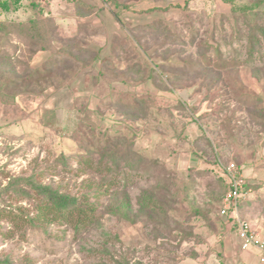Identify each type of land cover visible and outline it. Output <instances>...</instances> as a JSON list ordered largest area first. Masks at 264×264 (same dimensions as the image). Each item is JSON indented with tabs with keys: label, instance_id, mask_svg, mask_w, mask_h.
Instances as JSON below:
<instances>
[{
	"label": "rangeland",
	"instance_id": "obj_1",
	"mask_svg": "<svg viewBox=\"0 0 264 264\" xmlns=\"http://www.w3.org/2000/svg\"><path fill=\"white\" fill-rule=\"evenodd\" d=\"M252 1L40 0L61 37L77 33V41L85 40L102 57L119 51L111 46L115 42L151 66L160 61L154 53L165 50L173 60L180 52L177 61L196 58L199 50L206 51L210 65L226 62L220 79L208 76L202 82L200 77L173 82L169 71L156 79L135 80L107 70L103 77L96 59L58 86L11 87L7 83L14 71L36 68L50 52L29 53L22 38L11 34L4 43L0 33V63L11 73H0V207L18 204L32 210L33 199L17 200L6 188L16 183V189L31 193L25 179L74 195L83 192L84 179L99 182L97 175L76 177L57 163L65 152L76 169L78 147L70 133H78L80 125L93 129L97 140L103 134L132 140L133 149L144 156L143 168L127 188L119 183L113 196L101 192V218L95 226L79 235L54 226L45 232L27 229L23 238L0 235V261L115 264L125 258L131 264H247L255 249L240 250L234 219L218 208L227 178L224 168L233 162L245 185L238 215L264 237V47L247 57L249 30L244 25L251 18L264 25V13L260 20L254 12L237 19L231 11L233 4ZM256 10L264 12V2ZM31 16L27 0L17 9L0 6V20ZM156 21L167 24L170 38H153L144 29ZM203 41L213 48L205 50ZM133 95L147 101L146 118L131 120L114 102ZM145 190L154 192L163 215L154 218L140 207Z\"/></svg>",
	"mask_w": 264,
	"mask_h": 264
},
{
	"label": "trees",
	"instance_id": "obj_2",
	"mask_svg": "<svg viewBox=\"0 0 264 264\" xmlns=\"http://www.w3.org/2000/svg\"><path fill=\"white\" fill-rule=\"evenodd\" d=\"M27 1L29 9L32 12L31 17L18 21L0 20L1 42L6 43L7 37L15 34L19 38H22L29 53L44 50L49 51L50 55L36 68L26 66L20 71H14L12 75L13 79L7 83L8 86L21 87L26 90L29 87L35 88L36 85H41L38 84L39 82L58 86V83L61 84L62 81L71 78L77 70L96 59L102 64L103 68H100L98 74L103 77L106 76V70L107 73L115 75L121 72L122 76H130V79L135 80L142 78L156 79L157 75L161 77L162 72L165 71L171 73L168 78L173 82H181L188 79L190 81L197 77H200L202 82L208 76L217 79L222 77L220 69L225 68L226 62L218 63L217 66L210 65L211 62L204 54L205 50L212 49L213 45L207 44L205 41L201 42V44L205 45V52L202 51V53L198 50L196 58L185 57L180 59L181 61H177L180 52L178 55H175L176 57L173 60L168 56L166 50L161 54L155 52L158 49V47H155L152 52L160 56V61L159 63H154V66L143 63L136 56H129L126 49H124L125 52L121 50L123 43L115 44L114 42L111 46L115 50L118 48L119 51H110L108 55L102 57L99 52H95L87 47L85 40L77 41V33L69 37H61L49 10L44 8L40 0ZM20 2L21 0H0V6L5 10L10 9V7L17 9ZM78 2L80 3V1ZM262 2L264 0H254L249 4L242 5L233 4L231 11L237 19H239V16L243 19L251 17L252 12H254L260 20L264 12L260 13L256 8ZM165 8L166 6L153 7L155 10H163ZM244 23L247 30H249L246 39L249 49L247 57L250 58L253 52L258 53L264 47V25L252 22V18L250 22L246 20ZM147 27L149 29L146 31L150 30L153 38L161 36L164 39L170 38V31L164 22L156 21L151 25L145 26L144 29ZM55 44H60V47H54ZM147 46L146 44L144 48L146 49ZM214 48L219 56V50L216 47ZM233 57L235 55H232L231 58ZM121 63H124L123 68H121ZM4 72V65L0 63V73L4 74ZM7 75L10 76L11 73ZM58 79H60V82ZM114 102L116 105H120V109L131 120L144 119L149 112L147 101L134 95L133 97H127L125 101L117 98ZM92 130L88 126H85L83 129L80 125L78 133H70L71 139L78 147V150L73 154L78 157L75 161L77 163L75 170L70 166L68 153L61 152L56 160L66 173L82 177L90 172L92 175L99 177V182L94 183L91 179H84L81 186L83 192L79 195L70 194L49 184H36L37 182L26 179L25 183L30 187L31 193L24 189H16V183L8 185L9 187L6 188L8 190L11 189L12 194L14 192L17 200L26 197L33 199L34 203L32 210L18 204L10 207H0V235L2 237L12 239L16 235L23 238L27 229L39 228L45 232L50 226L56 228L62 227L63 232L67 230L66 228H69L74 235H79L99 222L101 213L98 210L101 207L99 199L102 194L101 192L109 193L110 196H113L118 189L116 185L119 183H121V187L127 188L129 186L127 182L143 168L144 156L140 151L133 149L132 140L126 141L121 135L111 138L107 134H103L97 140ZM95 154L98 156L97 158H95ZM224 180L222 197L229 186L228 179L225 178ZM102 185L106 186L104 191H100ZM244 188L245 185L243 183ZM144 192L148 193L146 195L147 198L146 200L139 199L138 204L141 205L140 207L146 209L151 216L163 215L164 210L162 207H159L158 202L155 200L154 192L148 190ZM219 210L218 208V212ZM156 216L153 217L156 218ZM153 221L157 222L158 225H162L163 222L160 219H154ZM4 224H6V228H4ZM5 263L6 261H0V264ZM115 264L131 263L129 260L122 258L121 261L115 260Z\"/></svg>",
	"mask_w": 264,
	"mask_h": 264
},
{
	"label": "built area",
	"instance_id": "obj_3",
	"mask_svg": "<svg viewBox=\"0 0 264 264\" xmlns=\"http://www.w3.org/2000/svg\"><path fill=\"white\" fill-rule=\"evenodd\" d=\"M229 186L221 199L220 214L231 217L236 223V237L240 250L256 249L259 264H264V237L250 223L238 215V206L243 195V179L235 163L230 162L224 168Z\"/></svg>",
	"mask_w": 264,
	"mask_h": 264
},
{
	"label": "crops",
	"instance_id": "obj_4",
	"mask_svg": "<svg viewBox=\"0 0 264 264\" xmlns=\"http://www.w3.org/2000/svg\"><path fill=\"white\" fill-rule=\"evenodd\" d=\"M248 257H249L248 261H246L245 256L243 257L245 259V261L247 262V264H259L258 263V261H259V253H258V251L256 249L254 251V254L251 253V254L248 255ZM239 264H243V262L240 261Z\"/></svg>",
	"mask_w": 264,
	"mask_h": 264
}]
</instances>
